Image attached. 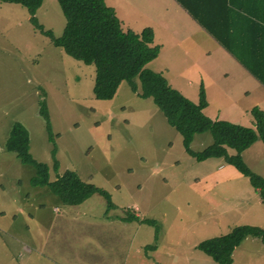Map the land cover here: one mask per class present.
I'll use <instances>...</instances> for the list:
<instances>
[{
	"label": "rangeland",
	"instance_id": "1",
	"mask_svg": "<svg viewBox=\"0 0 264 264\" xmlns=\"http://www.w3.org/2000/svg\"><path fill=\"white\" fill-rule=\"evenodd\" d=\"M29 17L0 1V264H214L198 243L235 226L264 230V204L246 177L222 158L188 156L152 99L126 82L111 100L95 99L94 66L55 47ZM34 18L61 36L57 0H43ZM15 122L28 131L29 153L47 164L50 181L74 171L105 190L115 208L98 194L65 205L46 186H33L34 168L5 148ZM212 142L210 133L197 134L190 149ZM242 160L264 179L260 140ZM128 214L153 224L121 222ZM231 264H264V239L246 237Z\"/></svg>",
	"mask_w": 264,
	"mask_h": 264
},
{
	"label": "trees",
	"instance_id": "2",
	"mask_svg": "<svg viewBox=\"0 0 264 264\" xmlns=\"http://www.w3.org/2000/svg\"><path fill=\"white\" fill-rule=\"evenodd\" d=\"M0 1L25 8L30 16L29 22L42 35L48 37L55 47L85 65L94 66L92 92L95 99L111 100L119 85L126 82L130 90L140 98L152 99L166 123L181 135L182 145L188 156L198 162L222 158L226 164L233 166L249 180L264 204V179L249 170L241 157V153L257 140L264 144V113L259 108L253 107L250 110L253 129L227 121H213L206 117L202 112L206 107L203 88L199 89L197 103H193L171 88L161 74L146 68L148 63L157 58L160 50L159 46L153 45L152 30L144 28L139 33L124 31L114 10L108 7L104 0H57L65 18V25L59 37L44 30L34 18L43 0ZM176 1L195 18L192 7L184 0ZM207 32L224 46L216 32ZM244 66L248 68L247 64ZM250 72L264 86V72L252 69ZM39 106V114L45 120L49 132L45 102L41 101ZM206 132L211 134L213 142L199 152L192 151L190 144L194 136ZM5 148L21 163L34 168L35 175L31 178L33 186H46L63 204L75 206L98 194L106 200L108 210L115 208L105 190L83 182L74 171L66 170L50 181L47 164L37 162L30 155L28 131L19 122L11 126ZM227 149L234 150L235 154L229 155ZM56 165L54 162L55 167ZM119 219L123 222L153 224L132 214ZM246 237L264 239V230L249 225L235 226L222 236L201 241L197 248L210 257L214 264H231L233 250Z\"/></svg>",
	"mask_w": 264,
	"mask_h": 264
},
{
	"label": "crops",
	"instance_id": "3",
	"mask_svg": "<svg viewBox=\"0 0 264 264\" xmlns=\"http://www.w3.org/2000/svg\"><path fill=\"white\" fill-rule=\"evenodd\" d=\"M104 1L124 31L152 30L160 50L149 70L193 103L202 87L209 119L254 128L250 110L264 113V86L250 72H264V0H184L195 18L176 0Z\"/></svg>",
	"mask_w": 264,
	"mask_h": 264
}]
</instances>
